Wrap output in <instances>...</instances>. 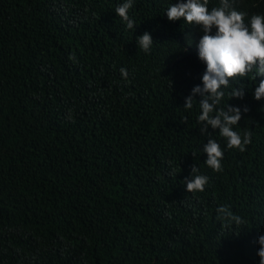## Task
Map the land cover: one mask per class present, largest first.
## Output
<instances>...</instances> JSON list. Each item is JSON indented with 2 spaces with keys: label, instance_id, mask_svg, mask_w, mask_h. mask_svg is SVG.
<instances>
[{
  "label": "trees",
  "instance_id": "1",
  "mask_svg": "<svg viewBox=\"0 0 264 264\" xmlns=\"http://www.w3.org/2000/svg\"><path fill=\"white\" fill-rule=\"evenodd\" d=\"M123 2L0 0V264H259L264 77L223 89L218 107H240L234 130L252 137L241 152L209 127L224 153L213 171L200 97L183 108L206 67L186 51L201 27L162 17L168 0H133L130 30L115 13ZM233 7L246 23L264 15V0ZM145 32L148 53L136 43ZM194 165L209 179L188 193ZM225 205L241 223L217 218Z\"/></svg>",
  "mask_w": 264,
  "mask_h": 264
},
{
  "label": "clouds",
  "instance_id": "2",
  "mask_svg": "<svg viewBox=\"0 0 264 264\" xmlns=\"http://www.w3.org/2000/svg\"><path fill=\"white\" fill-rule=\"evenodd\" d=\"M209 0H168L162 9V17L167 16L169 21L182 26L190 31L192 24L201 27L202 36L198 45H189L187 50L198 52V58L206 65L201 77V84L192 88L191 93L185 97L183 108L192 109L195 96H199L200 114L197 118L201 135H207V143L203 146V152L207 159L204 163L215 172L222 168L223 150L220 144L211 138L207 132L210 127L218 129L221 137L227 140V148L238 149L243 152L251 143L252 132L245 130L243 133L234 130L242 118L240 107L227 103L224 107H218L223 98V89L230 87V80L245 78L252 73V79L264 77V15L253 14L245 22L248 13L238 11L233 7V0H219V6L208 8ZM133 7V0H124L115 9V13L126 27L134 30L135 22L129 17V10ZM180 19V20H179ZM141 50L148 53L153 45V39L148 32L137 37ZM196 57V56H195ZM69 59L76 62L75 54ZM121 77L127 80L129 73L125 68L120 69ZM202 85V86H201ZM230 98H243L244 86L233 87L229 93ZM264 98V79H261L254 91V99ZM244 112L247 108L243 109ZM194 155V154H193ZM198 167L191 168V178H185L186 191L203 192L208 183V177L197 174ZM218 219H226L229 222L241 223V218L233 214L228 206H220L216 209ZM256 243L259 249L256 255L259 264H264V234L259 235Z\"/></svg>",
  "mask_w": 264,
  "mask_h": 264
}]
</instances>
